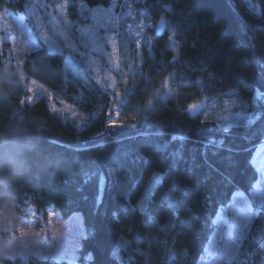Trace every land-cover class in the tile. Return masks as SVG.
<instances>
[{"label":"trees","instance_id":"obj_1","mask_svg":"<svg viewBox=\"0 0 264 264\" xmlns=\"http://www.w3.org/2000/svg\"><path fill=\"white\" fill-rule=\"evenodd\" d=\"M122 1L117 0V3ZM23 2L25 0H0V9L22 13L25 11ZM239 2L247 12L264 15V0H251L247 6L244 0ZM77 3H86L90 8L112 6V0H91V3L77 0ZM165 3L174 4L181 15L177 18L160 10V4ZM160 4L156 0H147V3L134 0V7L147 13L151 23L146 28L147 37L152 43L143 44L142 49H136L132 44L129 49L131 71L127 67L120 72L114 71L117 83L106 92L99 85L90 90L73 83L72 75L78 71L79 58L66 67L64 51H51L42 45L25 56V83L12 89L13 94L0 102V130L5 129L16 114L27 117L39 137L36 159L41 160L34 168L29 167L23 176L0 169V209L7 202H15L19 215L41 222L46 221L50 211L63 220L73 213H80L84 236L80 240L78 257L93 253L95 260L91 264H116L110 258V251L117 246L120 236L130 245L136 242L134 259L138 264H163L164 255L172 251L180 257L179 264H184L186 257L198 262L211 239V231L215 230H209L206 218H216L219 198L223 196L227 204L233 193L251 191L255 179L259 178L256 174L254 179L255 152L239 151L231 160L223 159L228 153L221 152L215 158V166L229 179L227 184H222V178L217 174L205 181V168L190 174L191 159L189 165L181 163L176 170H170L175 166L174 161L160 150L159 145L169 144V151L183 147L185 157L190 158L196 147L190 141H206L213 135L201 129L205 124L211 127V122L216 119L202 118L198 111L190 113V105L224 94H228L231 101L237 97L230 90H235L241 97L245 111L262 104L254 98V93L260 90L264 94V30L249 22L246 27V20L234 9L231 0H160ZM188 8L195 10L191 17L181 12ZM76 14L77 9L68 17L77 20ZM161 18L166 21V26L158 32L156 28ZM5 46L7 52L9 49ZM137 52L145 58L143 62ZM3 68L4 64L0 63V71ZM10 70H15L13 61ZM31 80L47 91L34 103L21 105L20 99L28 95L25 84ZM165 81H168L167 86ZM4 85L8 86L0 81V86ZM53 106L61 112L53 113ZM69 106L79 116L75 122ZM102 108L103 112L100 111ZM109 113L117 126L109 127ZM145 132L152 135L146 138L142 135ZM246 134L251 133H245L242 126L234 127V139L230 138L228 145L238 150L250 147L241 139ZM173 137H187L188 140H174ZM125 152L130 153L128 159L123 158ZM138 157H145L148 162L132 163V159ZM61 159L66 162L60 163ZM195 163H201L198 153ZM93 167L111 169L105 202L99 209L93 207L96 181L83 183L86 172ZM173 183L178 185L173 194L178 211L171 216L173 223H169L168 210L161 206V200ZM79 187H83V192L77 191ZM100 187L103 191V178ZM84 195L88 200L83 199ZM206 199L210 205L207 210L204 208ZM125 205L127 211H124ZM145 208L150 211L151 222L148 214L143 212ZM113 212H118L116 219ZM177 217L186 223L174 226ZM261 236H264V213L258 208L245 248L251 250L255 246L254 238ZM0 264L69 262L51 258L9 260L1 257Z\"/></svg>","mask_w":264,"mask_h":264},{"label":"snow or ice","instance_id":"obj_2","mask_svg":"<svg viewBox=\"0 0 264 264\" xmlns=\"http://www.w3.org/2000/svg\"><path fill=\"white\" fill-rule=\"evenodd\" d=\"M147 3V0H144ZM88 3H91V0H88ZM157 4H160V0H156ZM245 5L247 6L249 0H244ZM125 7L131 8L130 0H123V3L118 5L117 0H112V7ZM23 9H26L30 14L31 19L34 21L37 32V38L42 39L44 44L49 43V37L46 32H44V15L51 16L52 14L47 10L50 8L57 9L64 18V22L66 24H72L75 31L73 36L75 38L76 33L80 34V39L76 40V43H67L66 47L70 49L68 60L66 61V67L72 65L77 61V57H79V62L77 63V72H73L72 82L75 84H79L82 87L88 88L90 90H95L96 85H99L101 89H104L105 92L108 88L113 87L117 80L114 76L111 75L113 71H120L122 64L131 71L132 65L127 64L126 61H122L119 56L113 60L112 53L104 52V45L110 44L112 46L113 52L124 51L129 47L130 43L134 42L136 49H142L143 44L147 43L151 45V40L147 37L145 33V28L148 25L144 22V20L139 19L138 16H132L131 11L127 13L128 16L132 17L133 24L125 23L121 24L120 20L117 18L112 19V29H107L105 31V35L101 36L92 28H88L85 25V28H80V24H84L88 19L87 16H84L83 19L77 18V20L69 21L68 14L75 13L76 9L79 8L81 12H92L93 18H95V12L98 9H93L87 6L86 3H77V0H71V9L69 8V0H63V3L59 4H49L45 3L44 0H25L22 3ZM253 8H256V5H252ZM40 11H37V10ZM160 10H163L169 14H172L173 17H179L181 13L176 12L174 4H160ZM247 10V8H246ZM194 9L188 8L187 11L184 9L181 10L183 14L189 15L194 12ZM12 15V13L8 12V9L5 8L3 13H0V19L3 18V15ZM146 12H140L139 16H146ZM250 15L255 19H259L264 22V15H261L257 12H252ZM25 19H28L24 13L20 14V26L21 33L19 34L21 37L24 34V31H27L28 25L25 24ZM53 19L55 17L53 16ZM245 26L248 27V22H244ZM166 26V21L161 20L159 28H164ZM125 28V32L121 33L120 29ZM159 30V29H158ZM252 30L255 32V26L252 27ZM108 31H114V35H108ZM87 35L88 39H83V37ZM126 37V39H125ZM7 41L10 43V49L5 52L3 47L4 42ZM23 44H30L32 49H38L40 45L36 43V38H33L31 32L28 33V40H24ZM122 45V47H120ZM18 49L23 51V46L18 44L16 38L13 37L11 32H7L4 37H0V63L4 64V68L0 71V81H3L8 85L9 90L14 88H18L22 83H25L26 76L24 72V66L26 64V58L18 54ZM94 52H102L107 56V60L104 64V69L107 72V75L104 77V82L101 83V77L98 73L94 71V66L96 65V61L92 59L91 54ZM137 56L141 60L144 61V57L137 52ZM7 58L6 60L4 58ZM28 60L31 58L28 57ZM15 61V70H10L11 62ZM262 68H264V64H262ZM134 75V74H133ZM32 84H35L36 81H31ZM127 84V81H124ZM197 84H200L201 87L202 82L197 81ZM168 81H165V86H167ZM27 87L28 95L26 98L20 99L21 105L32 104L34 103L35 97V88ZM127 90V89H126ZM47 91V90H44ZM115 95H119V92H115ZM49 95H51L49 93ZM7 97V93H4V97L0 99V102L5 101ZM254 98L258 101H261L262 104L257 106L255 109H249L245 112H237L235 114L234 120L235 124L229 122L228 117H218L214 122H211V127L205 124L204 128L201 131H208L213 133V135L209 136L207 140L196 139L190 141L194 146L192 150V155L190 158H186L184 155L183 147L174 149L169 151V144L161 143L159 145L160 150L167 155V157L174 161V167L170 170H176L181 163L188 164V161L191 159L193 163L189 165L188 171L192 174L199 168H205L207 170L205 175V181L212 175L217 174L221 176L220 183L227 184L229 179L220 170L215 166L217 161L216 157L219 156L221 152L228 153L223 159L231 160L233 155L238 154L239 151L244 152H256L260 153L261 148L259 144H264V94L261 93L260 90H256L254 93ZM61 103H65L61 101ZM151 104V101L149 102ZM107 107V105H105ZM199 107L196 104L190 106V108L195 109ZM215 107V105H213ZM51 111L53 113H60L61 110L57 107L53 106ZM103 112V108L100 110ZM70 116L73 118V122L75 119H79V116L74 108L69 106ZM117 126L115 122L112 120L111 113H109V127ZM243 127L245 133H251L250 135L246 134L241 137L245 141L246 144L250 145L248 148L244 149H236L232 146L228 145V141L232 137L233 128H241ZM133 129L136 128V125H131ZM144 135L146 138L151 136L152 133L145 132ZM174 140L187 141V137H173ZM234 139V138H233ZM79 150V149H78ZM197 153L199 154L200 164H196L195 160L197 158ZM130 153L125 152L123 154L124 159L129 158ZM134 155V154H133ZM255 158V157H253ZM147 163V158L138 157L133 158L132 163ZM251 161H249V164ZM111 174V169H102L93 167L89 171L86 172V179L84 180V184L90 183L92 180L96 181V196L93 200V207L99 209L104 204V195L109 186V176ZM256 174L259 175V179H255ZM103 178L104 181V189L101 191L100 180ZM254 179L256 184H264V166H260L255 170ZM67 183V181H64ZM159 183H162V180ZM178 190V185L173 183L169 188L168 192L163 196L161 200V206L166 208L169 213V223H173L171 216L172 214L178 211L177 202L174 197V193ZM77 191L83 192V187L77 188ZM84 200H88V196H83ZM154 201V198H153ZM218 211L216 213V218L212 219L211 216L206 218V223L210 226L209 230L215 229V231H211V239L212 244L204 249V255L201 256V260H205L207 258L208 264H264V236L254 238L255 246L248 250L245 248V244L248 242V238L251 233V229L254 226V221L257 219L258 208L259 212L264 213V193L261 196L257 197L255 193H251L250 195H245L243 192H235L232 195L231 201L227 204L224 203V198L221 196L217 201ZM127 205V202H126ZM125 205L124 211H127V206ZM210 205L207 203V199L204 204L205 210H207ZM140 211V209H137ZM189 212L192 211L191 208L187 209ZM31 212L32 209L29 208ZM144 213L148 214V220L151 222L152 216L150 214L149 209H143ZM54 213L48 212V222L51 223L52 217ZM112 216L114 219L118 217V212H113ZM186 221H180L179 218L175 220L174 226H181ZM5 232H11L7 226L4 228ZM22 235H26L23 229H20ZM131 235V230L128 232ZM36 235H39L37 233ZM47 235V233H45ZM83 236V232L80 233ZM15 238V237H14ZM53 240H56L57 237L53 236ZM19 239V238H16ZM175 239V238H173ZM37 243H43L42 241H36ZM135 241L132 242V245L129 244L128 241L124 240L123 236L118 238L117 246H115L110 251V258L116 262V264H138V262L134 259V253L136 252V248L134 247ZM22 249L27 248V244L19 245ZM79 249V243L73 242L72 245L68 248L61 246L60 249H52L48 250V257L52 260L64 259L67 258L69 264H76L77 260H80L82 264H90V262H94L95 257L93 253H87L80 257L76 255ZM214 249V250H213ZM167 252V249H165ZM122 253L124 255H122ZM9 260L12 257L8 258ZM169 261L172 264H179L180 257L177 255L175 251H172L168 255H164L163 264H169ZM184 264H198V262L191 260L190 258H185Z\"/></svg>","mask_w":264,"mask_h":264},{"label":"rangeland","instance_id":"obj_3","mask_svg":"<svg viewBox=\"0 0 264 264\" xmlns=\"http://www.w3.org/2000/svg\"><path fill=\"white\" fill-rule=\"evenodd\" d=\"M250 1L251 0H249V2ZM44 2L49 4H59V3H63V0H44ZM122 3L123 1L117 4L120 5ZM130 3L132 5L131 8H128L127 6L125 7L110 6L109 8H101V7L93 8V9H98V11L95 12V18H93L92 12L85 11L82 13L81 10L77 8L76 16L79 19H83L84 16L88 17L85 23L80 24L79 27L85 28V25H87L88 28L94 29L95 31L98 32L99 35L103 36L105 35V31H106L105 26L107 27V29H112L113 18L119 19L121 24H125V23L133 24L132 17L127 15L129 11H131L132 16H138L139 19L144 20V22L149 26L151 23L150 21H148L147 15L139 16L140 12H146V11L144 9H140V8L137 9L136 7H134L133 5L134 0H130ZM3 11L4 9H0V13H3ZM37 11L40 10L38 9ZM47 11L52 14L51 16L45 14L43 21L44 32H46L49 37L48 44H44L42 39L37 38L38 29H36L34 21L31 19L30 14L27 12L26 9L22 13H24L25 16L28 17V19H25V24L28 25V29L27 31H24L23 36L21 37L19 35L22 31L19 23L21 13H13L8 10V12L12 13V15L4 14L3 18L0 19V37H4L7 34V32H11L13 37L16 38L17 43L23 46V51H20L18 49V54L25 57L29 53L37 50V49H32L30 44H23L24 40H28V33L31 32L33 38H36V43L40 45V47L42 45H45L51 51H55V52L64 51V53L66 54V59L68 60L70 49L66 47V44L67 43L75 44L76 40L81 38L80 34L76 33V36L74 38L73 33L75 29L73 25L70 23L66 24L64 22L63 16L57 9L50 8ZM53 16L55 17V19H53ZM68 20L72 21L70 20L69 17ZM161 20L164 19L163 18L159 19L160 22ZM160 22L156 28V31L158 32L163 29V28H159ZM133 27H135V24H133ZM120 31L121 33H124L125 28H121ZM145 33L146 35L148 34L146 28H145ZM107 34L114 35V31H108ZM83 39H88V36L85 35ZM4 44L6 45L5 47L7 49H10L9 42L5 41ZM132 44H134V42L130 43L129 47L126 50L117 51V52H113L112 46L110 44H105L104 52L112 53L113 60H115L116 57L119 56V58L122 61H126V63L129 64L131 62L129 59L131 56L129 49L132 48L133 46ZM120 47H122V45H120ZM91 56L92 59L96 61V65L94 66V71L98 72L99 76L104 80V77L107 75V72L104 69V64L105 61L107 60V56L104 55V53L102 52H94L91 54ZM13 63L15 64L14 60ZM122 69H125L124 64H122L121 66V70ZM111 75L114 76V71L111 73ZM31 81H29L26 85L28 87L35 88L34 100H36L40 98L42 94L45 93L44 91L45 89L41 84L37 82L35 84H32ZM229 92L235 94L237 98L229 101L230 99L229 95L224 94L216 98H213L209 101H202L196 104L199 107L195 109L190 108L191 106L190 105L189 106L190 113L195 114L196 111H198L199 114L201 113L202 118L205 119L206 118L217 119L218 117L226 116L228 117L229 122L234 123L235 114L237 112H245V107L241 103L242 101L241 97L236 93L235 90H230ZM213 105H215V107H213ZM259 147L261 148V152L260 153L255 152V156H254L255 158L253 159V163L255 164L256 168H259L260 166H264V144H259ZM253 192L257 197L261 196V194L264 193V184L255 183L254 188L251 191L247 193L244 192L243 193L247 196ZM16 206L17 205L15 202H7L0 209V258L12 257V259L27 260L30 257H34L37 259H47L44 257H48V250L50 248L60 249L61 246L68 248L72 245L73 242H78L80 248V240L84 236V226L80 213L78 212L73 213L68 219L65 220L61 219L58 216V214H54L51 223L49 224L48 217L45 222H41L37 218H27L25 216L19 215L16 212ZM5 226H7L12 231L5 232L4 231ZM20 229H23L26 235H22ZM81 231L83 232V236L80 235ZM37 233H39V235H36ZM45 233H47V235H45ZM53 236H56L57 239L53 240L52 238ZM36 241H42L43 243H37ZM22 243L27 244V248L22 249L19 246ZM211 244H212V239H210L207 247L210 246ZM76 255L78 256V251ZM58 260H65L69 262L67 258L58 259ZM76 264H82V263L78 262L77 260ZM198 264H208L207 258H205V260L203 261L200 258Z\"/></svg>","mask_w":264,"mask_h":264},{"label":"clouds","instance_id":"obj_4","mask_svg":"<svg viewBox=\"0 0 264 264\" xmlns=\"http://www.w3.org/2000/svg\"><path fill=\"white\" fill-rule=\"evenodd\" d=\"M7 93L8 99L13 91L8 86H0V99ZM39 137L28 122L27 117L16 114L9 120L7 127L0 130V169L25 175L29 167L34 168L41 160L36 159ZM15 161V163H14ZM31 161H35L31 163ZM65 163L63 159L59 161ZM23 165V170H21Z\"/></svg>","mask_w":264,"mask_h":264},{"label":"water","instance_id":"obj_5","mask_svg":"<svg viewBox=\"0 0 264 264\" xmlns=\"http://www.w3.org/2000/svg\"><path fill=\"white\" fill-rule=\"evenodd\" d=\"M234 9L240 14L242 18H244L247 22H249L252 25H255L261 29L264 30V22H262L259 19L253 18L252 15H250L249 12H247L240 4L239 0H231Z\"/></svg>","mask_w":264,"mask_h":264}]
</instances>
